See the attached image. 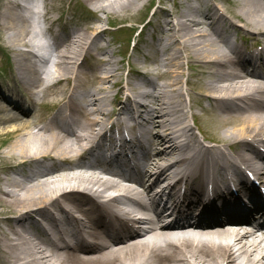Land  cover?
<instances>
[{
  "label": "bare ground",
  "instance_id": "1",
  "mask_svg": "<svg viewBox=\"0 0 264 264\" xmlns=\"http://www.w3.org/2000/svg\"><path fill=\"white\" fill-rule=\"evenodd\" d=\"M84 1L107 13L139 3ZM190 1L161 10L159 47L143 52L163 82L137 71L114 112L105 89L115 72L97 68L95 87L85 86L82 59L100 28L51 36L54 61L41 68L36 59L49 47L32 26L39 14L26 7L30 0L2 1L0 32L18 52L17 87L58 107L29 121L16 94L1 95L0 264H264V190L245 174L264 187V0H228L224 9ZM236 29L261 45L238 41ZM190 62L197 95L187 101L182 66ZM194 109L214 127L209 144L187 121ZM113 124L130 140L105 144ZM209 183L226 198L200 210Z\"/></svg>",
  "mask_w": 264,
  "mask_h": 264
},
{
  "label": "rangeland",
  "instance_id": "2",
  "mask_svg": "<svg viewBox=\"0 0 264 264\" xmlns=\"http://www.w3.org/2000/svg\"><path fill=\"white\" fill-rule=\"evenodd\" d=\"M2 1L4 0H0V10L2 9ZM173 1L174 0H139L137 7L130 11L119 12L118 8H115L110 13H107L97 10V3L93 5L84 0H48L45 17H40L36 19L35 22L33 21L32 26L34 30L39 32L42 38L39 37V39L45 40L49 46L51 44V36L63 30H67L69 33L78 31L79 33H83L85 37L89 26L100 28L101 33L94 39L92 50L82 59L83 72L88 77L85 86L89 89L95 87V83L93 84L91 81V74H93L97 68H99V70L104 68L103 70L115 72L117 77L115 80L108 82L105 89L109 98L107 108L108 110H113L115 107L114 105L112 106V104H117L120 98L122 99L123 91L126 90L124 88L131 87L133 83L139 79L140 76L139 74L136 75L134 72L135 70H149L150 73L147 74L148 76L154 78L158 84L163 82V77H158L160 74L157 73V70H155L153 66H150V61L143 56V52L151 53L152 49L159 45L157 41L159 30L156 23L165 26V24L162 23L164 14L161 10L166 9V13H174L176 9L172 5ZM209 2L220 4L222 9L227 6L222 0H209ZM87 9L93 13L83 15L88 11ZM33 18L35 19V17ZM51 19H55L57 22L51 23ZM49 25H51L50 29H48ZM110 26L115 27L111 29ZM46 27L47 29H45ZM141 28L142 32L138 35L137 33ZM60 36L62 37V35ZM238 36H247L249 43L252 42V38L248 33L238 31ZM6 38L5 33L0 32V104H3L1 100L2 94L8 96L14 93L18 100H20V106L30 112L25 120H38L46 113L50 115L54 109L57 108V104L52 103V101L42 104L40 102L36 103L33 101L34 99L32 100L29 97L27 92L25 93L23 85H21L20 88H15L18 84V82H16L18 73H16L17 71L15 70L18 52L9 48ZM137 39H139V43L134 46L132 42H136ZM41 52L43 51L39 53ZM54 52L55 51L49 48L46 54H53H45V60L43 62L38 61L41 68L45 65L47 57H50V60L48 59L49 63L54 61ZM97 54L99 58H103L107 62L105 65L101 64L96 58ZM188 65L189 66L184 64L182 66L184 72L182 78H186L188 83L185 85L183 82L182 94H184L187 101L189 96L192 97L194 94L197 95L196 81H198V67L193 64H191L192 66L190 64ZM97 76H99V74L94 75V78ZM121 87H123L124 90H118ZM202 105L204 106L206 103L202 102ZM114 111L115 110H113V112ZM197 111H199V109H194L195 113ZM201 118L208 125L209 132L213 134L214 127L209 123L207 118L205 119L204 116H201ZM187 121L191 123L190 117H188ZM2 134L3 133H0V151L5 148L3 144L5 135ZM196 135L198 137L200 136L197 132ZM2 165L3 162L0 159V167ZM1 171L0 168V172Z\"/></svg>",
  "mask_w": 264,
  "mask_h": 264
}]
</instances>
